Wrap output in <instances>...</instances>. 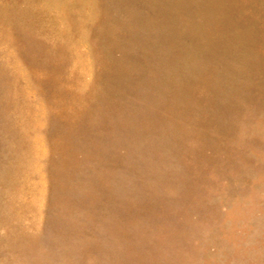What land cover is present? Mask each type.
<instances>
[{
	"label": "rangeland",
	"instance_id": "rangeland-1",
	"mask_svg": "<svg viewBox=\"0 0 264 264\" xmlns=\"http://www.w3.org/2000/svg\"><path fill=\"white\" fill-rule=\"evenodd\" d=\"M0 264H264V0H0Z\"/></svg>",
	"mask_w": 264,
	"mask_h": 264
}]
</instances>
